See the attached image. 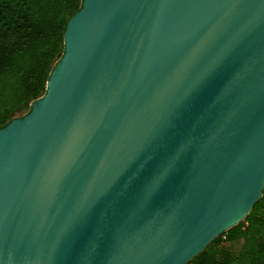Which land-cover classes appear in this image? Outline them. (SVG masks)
<instances>
[{
    "label": "water",
    "instance_id": "water-1",
    "mask_svg": "<svg viewBox=\"0 0 264 264\" xmlns=\"http://www.w3.org/2000/svg\"><path fill=\"white\" fill-rule=\"evenodd\" d=\"M0 129V264H189L264 195V0H83Z\"/></svg>",
    "mask_w": 264,
    "mask_h": 264
},
{
    "label": "trees",
    "instance_id": "trees-1",
    "mask_svg": "<svg viewBox=\"0 0 264 264\" xmlns=\"http://www.w3.org/2000/svg\"><path fill=\"white\" fill-rule=\"evenodd\" d=\"M83 0H0V129L46 93L64 53L68 21ZM18 36L7 44L9 36ZM189 264H264V195L244 222Z\"/></svg>",
    "mask_w": 264,
    "mask_h": 264
},
{
    "label": "rangeland",
    "instance_id": "rangeland-1",
    "mask_svg": "<svg viewBox=\"0 0 264 264\" xmlns=\"http://www.w3.org/2000/svg\"><path fill=\"white\" fill-rule=\"evenodd\" d=\"M18 40V36L16 37V36H14V35H12V36H9L8 38H7V44H13V43H15L16 41ZM58 62V61H57ZM57 64V63H56ZM55 66V65H54ZM45 95V94H44ZM43 95V96H44ZM42 96V97H43ZM31 111V107H30V109L29 110H27V111H25V112H20V113H18V114H16L15 115V117H14V119H17V118H22V117H24V116H26L29 112Z\"/></svg>",
    "mask_w": 264,
    "mask_h": 264
}]
</instances>
